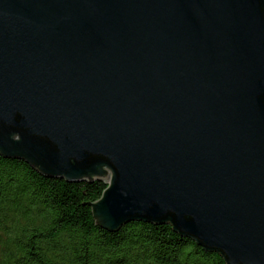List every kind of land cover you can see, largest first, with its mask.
<instances>
[{
    "label": "water",
    "instance_id": "1",
    "mask_svg": "<svg viewBox=\"0 0 264 264\" xmlns=\"http://www.w3.org/2000/svg\"><path fill=\"white\" fill-rule=\"evenodd\" d=\"M0 156L264 264V0H0Z\"/></svg>",
    "mask_w": 264,
    "mask_h": 264
},
{
    "label": "trees",
    "instance_id": "2",
    "mask_svg": "<svg viewBox=\"0 0 264 264\" xmlns=\"http://www.w3.org/2000/svg\"><path fill=\"white\" fill-rule=\"evenodd\" d=\"M106 185L46 178L0 156V264H225L170 225H96L90 204Z\"/></svg>",
    "mask_w": 264,
    "mask_h": 264
}]
</instances>
